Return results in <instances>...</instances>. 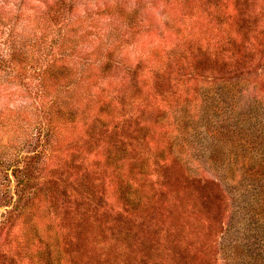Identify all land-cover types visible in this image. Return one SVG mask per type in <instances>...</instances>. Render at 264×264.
I'll return each instance as SVG.
<instances>
[{
	"label": "rangeland",
	"instance_id": "obj_1",
	"mask_svg": "<svg viewBox=\"0 0 264 264\" xmlns=\"http://www.w3.org/2000/svg\"><path fill=\"white\" fill-rule=\"evenodd\" d=\"M0 264H264V0H0Z\"/></svg>",
	"mask_w": 264,
	"mask_h": 264
},
{
	"label": "trees",
	"instance_id": "obj_2",
	"mask_svg": "<svg viewBox=\"0 0 264 264\" xmlns=\"http://www.w3.org/2000/svg\"><path fill=\"white\" fill-rule=\"evenodd\" d=\"M23 158L26 159L27 156H24ZM24 159H23V160H24ZM24 161H26V160H24ZM24 168H26V163L23 164V167H22L21 170H20V171L22 172V176H21V179H20L19 182H21V183H24V182L26 181V176H25V174H23V172H24Z\"/></svg>",
	"mask_w": 264,
	"mask_h": 264
}]
</instances>
